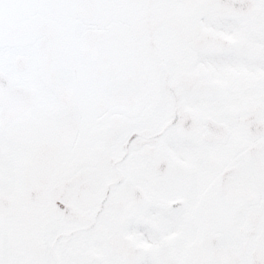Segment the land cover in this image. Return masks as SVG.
I'll use <instances>...</instances> for the list:
<instances>
[{"label":"snow or ice","instance_id":"obj_1","mask_svg":"<svg viewBox=\"0 0 264 264\" xmlns=\"http://www.w3.org/2000/svg\"><path fill=\"white\" fill-rule=\"evenodd\" d=\"M0 264H264V0H0Z\"/></svg>","mask_w":264,"mask_h":264}]
</instances>
